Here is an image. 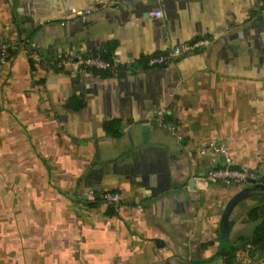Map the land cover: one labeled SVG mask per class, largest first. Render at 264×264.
Returning <instances> with one entry per match:
<instances>
[{
	"label": "crops",
	"instance_id": "1",
	"mask_svg": "<svg viewBox=\"0 0 264 264\" xmlns=\"http://www.w3.org/2000/svg\"><path fill=\"white\" fill-rule=\"evenodd\" d=\"M259 1L0 0L14 45L0 66V264H223L220 221L245 185L207 182L215 158L191 153L216 141L264 180ZM201 38L207 49L145 67ZM101 52L116 73L55 66ZM103 192L121 195L113 216ZM261 199L228 217L238 252Z\"/></svg>",
	"mask_w": 264,
	"mask_h": 264
},
{
	"label": "built area",
	"instance_id": "2",
	"mask_svg": "<svg viewBox=\"0 0 264 264\" xmlns=\"http://www.w3.org/2000/svg\"><path fill=\"white\" fill-rule=\"evenodd\" d=\"M258 9L261 13L264 14V0L259 1ZM152 16L155 18H161L162 14L160 11H155L152 13ZM20 44L22 46L27 45L30 50L34 52L37 49L36 44L25 39V37H22L20 39ZM210 44L211 42L206 38L196 39L194 41L168 50L167 52L156 54L150 57L146 62L145 67L153 69L169 66L181 57L191 55L196 51L207 49ZM13 48L14 45L12 43L0 42V66L9 64L11 51H13ZM55 66L60 69L70 68L75 74L84 76H90L91 74L100 72L116 73V71L118 70V66L112 61H107L100 58L99 56L94 55H80L77 56V58L64 56L56 61ZM168 126L169 130L174 133V127L172 125ZM191 154L211 156L215 158L216 165L211 167L205 173V180L209 183H238L245 185L248 180H255L257 183L264 185V180L260 177L255 176L254 173H252L249 169L236 168L230 158L227 156L225 145L221 143H217L213 140L209 141L206 144L195 148ZM220 157H223L224 159L221 163L218 162V158ZM100 201L105 206H112L114 210H117V207L121 203V195L117 192H103L100 194ZM247 248L245 250L246 262L250 261L251 259L248 254ZM255 264L264 263L259 262Z\"/></svg>",
	"mask_w": 264,
	"mask_h": 264
},
{
	"label": "trees",
	"instance_id": "3",
	"mask_svg": "<svg viewBox=\"0 0 264 264\" xmlns=\"http://www.w3.org/2000/svg\"><path fill=\"white\" fill-rule=\"evenodd\" d=\"M94 56H99L100 58L109 61V57L104 52L103 53L101 52L100 54L95 53ZM241 185H244V184H241ZM98 202L100 201H97L90 205L94 206ZM107 214L109 216L115 215V210L112 206L107 207ZM244 220L246 222L257 223L252 231L250 241L248 243H245L244 247L245 246L248 247L247 251L250 256H253V253L256 251L264 253V199H261L260 201L257 202V204L248 208L247 212L245 213ZM250 248H253V249L250 250ZM237 250H238L237 248L232 247L230 245L227 249L221 252V254L218 255L217 258H220L224 264H237V261H236V253L238 252Z\"/></svg>",
	"mask_w": 264,
	"mask_h": 264
},
{
	"label": "water",
	"instance_id": "4",
	"mask_svg": "<svg viewBox=\"0 0 264 264\" xmlns=\"http://www.w3.org/2000/svg\"><path fill=\"white\" fill-rule=\"evenodd\" d=\"M146 130V127H143V131ZM223 158V157H222ZM256 196H264V185L256 183L255 180H248L245 184L244 188L238 193L229 203V205L226 207V210L222 214V218L220 221V248L217 251V255L215 257H218V255L221 254L225 249H227L230 246L229 241V231L231 227L233 226V223L228 221V217L232 211V209L239 203V201L250 198V197H256Z\"/></svg>",
	"mask_w": 264,
	"mask_h": 264
},
{
	"label": "rangeland",
	"instance_id": "5",
	"mask_svg": "<svg viewBox=\"0 0 264 264\" xmlns=\"http://www.w3.org/2000/svg\"><path fill=\"white\" fill-rule=\"evenodd\" d=\"M249 254V253H248ZM250 256V255H249ZM238 262L237 264H255V263H259V262H263L264 263V254H261V252H254L253 253V256H250V261L246 262V253L245 251L242 253V252H239L238 253Z\"/></svg>",
	"mask_w": 264,
	"mask_h": 264
}]
</instances>
